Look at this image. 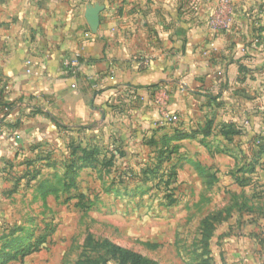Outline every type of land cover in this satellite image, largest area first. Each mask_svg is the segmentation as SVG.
Returning a JSON list of instances; mask_svg holds the SVG:
<instances>
[{
  "label": "crops",
  "instance_id": "crops-1",
  "mask_svg": "<svg viewBox=\"0 0 264 264\" xmlns=\"http://www.w3.org/2000/svg\"><path fill=\"white\" fill-rule=\"evenodd\" d=\"M229 1L227 28L212 29L218 0H0V184L72 137L100 147L146 133L155 148L165 112L177 132L263 131L264 0ZM75 52L73 82L61 62Z\"/></svg>",
  "mask_w": 264,
  "mask_h": 264
},
{
  "label": "rangeland",
  "instance_id": "rangeland-1",
  "mask_svg": "<svg viewBox=\"0 0 264 264\" xmlns=\"http://www.w3.org/2000/svg\"><path fill=\"white\" fill-rule=\"evenodd\" d=\"M248 125L93 153L72 137L21 163L0 184V264H264V130Z\"/></svg>",
  "mask_w": 264,
  "mask_h": 264
},
{
  "label": "built area",
  "instance_id": "built-area-1",
  "mask_svg": "<svg viewBox=\"0 0 264 264\" xmlns=\"http://www.w3.org/2000/svg\"><path fill=\"white\" fill-rule=\"evenodd\" d=\"M232 6L229 0H218L215 8L209 14L207 23L212 29L227 28L230 21V14ZM257 40L255 39V42ZM81 52H75L70 56H66L62 59V67L66 70L68 77L74 82L75 78L78 76L81 68ZM31 60L27 58L25 60V72L30 73ZM177 116L174 113H163L162 122L170 123L175 122Z\"/></svg>",
  "mask_w": 264,
  "mask_h": 264
},
{
  "label": "trees",
  "instance_id": "trees-1",
  "mask_svg": "<svg viewBox=\"0 0 264 264\" xmlns=\"http://www.w3.org/2000/svg\"><path fill=\"white\" fill-rule=\"evenodd\" d=\"M223 129V131H224V129H225V127L224 128H222ZM228 129V128H227ZM236 131H238V130H235L233 127L231 128H229V130H227L226 132H223V135H231V134H234V133H236ZM177 134H174L173 136H166V135H163L162 136V138L160 139V143H161V145H162V147H165L171 140H178V139H180V138H183L184 137V134H178V133H180V132H176ZM97 150V148L96 147H92V148H89L88 150L86 149V148H84V149H82V151L83 152H86V153H93V152H95ZM29 250H30V246H28L27 248H26V250H25V253L26 252H29ZM114 251L115 252H120L124 257H126L127 255H128V252H126V251H124V250H122V249H120V248H118V247H115L114 248Z\"/></svg>",
  "mask_w": 264,
  "mask_h": 264
},
{
  "label": "water",
  "instance_id": "water-1",
  "mask_svg": "<svg viewBox=\"0 0 264 264\" xmlns=\"http://www.w3.org/2000/svg\"><path fill=\"white\" fill-rule=\"evenodd\" d=\"M87 21L91 28H94L97 23V9L92 8L87 11L86 15Z\"/></svg>",
  "mask_w": 264,
  "mask_h": 264
}]
</instances>
